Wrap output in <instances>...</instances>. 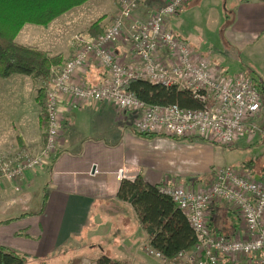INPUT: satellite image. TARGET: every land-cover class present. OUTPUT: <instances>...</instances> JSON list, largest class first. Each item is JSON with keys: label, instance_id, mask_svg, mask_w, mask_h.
I'll return each instance as SVG.
<instances>
[{"label": "crops", "instance_id": "obj_1", "mask_svg": "<svg viewBox=\"0 0 264 264\" xmlns=\"http://www.w3.org/2000/svg\"><path fill=\"white\" fill-rule=\"evenodd\" d=\"M159 1L160 6L165 0ZM202 1L190 0L168 18L175 34L221 67L214 48L204 50V39L195 34L196 28L201 31L202 23L216 29L223 27L224 42L240 52L251 48L264 53V0H207L205 15L195 10ZM155 2L147 0L148 5ZM68 12L48 25L26 23L16 37L19 44L60 56V65L54 66L56 72L80 47L77 35L70 40L61 35L63 23L59 19ZM187 18L195 21L193 31L188 29ZM114 51L119 60L133 62L129 34L125 32ZM159 56L167 58L164 51ZM18 74L23 73L0 77V81L20 77ZM26 76L28 81L33 80L29 89L32 87L34 92L28 94L27 87L19 86L27 95L16 115L10 117L0 104V129L10 125L16 128L13 137L6 138L0 132L1 151L25 148L37 153L43 148L45 98L41 89L44 86L42 80ZM107 77V71L93 60L74 75L76 82L87 85L101 84ZM23 79L15 82L25 83ZM22 89L18 93L22 94ZM5 99L6 95L0 93V101ZM26 104L27 109L22 110ZM137 116L135 111L120 110L109 101L67 111L60 145L48 163L28 171L22 179L0 182V246L27 256L32 264L62 263L63 259L70 264L76 258L81 263L84 259L96 264L103 257L121 263L127 257L125 262L135 264H165L147 254V247L153 246L148 232L133 205L118 199L123 180L118 178V170H125L126 179L134 180L140 175L152 185L174 182L207 188L214 181L213 168L235 165L227 163L228 150L201 137L175 139L161 134L140 135L134 129ZM231 210L225 202L210 206L212 226L228 235L242 226L238 215ZM219 215L223 219L235 218L240 224L218 226ZM112 227L115 232L128 229V236L121 241L115 238L118 245L113 244L112 248H97L94 243L97 232L108 234Z\"/></svg>", "mask_w": 264, "mask_h": 264}, {"label": "built area", "instance_id": "obj_2", "mask_svg": "<svg viewBox=\"0 0 264 264\" xmlns=\"http://www.w3.org/2000/svg\"><path fill=\"white\" fill-rule=\"evenodd\" d=\"M114 1L119 10L111 25L96 37L77 35V52L48 80L43 148L37 153L25 148L0 150V182L22 179L46 165L60 145L66 112L81 105L109 101L120 110L135 111L134 129L140 135L201 137L230 147L261 130L263 98L255 78L244 71L228 74L170 28L168 18L189 0H168L148 19L131 26L130 63L119 60L114 47L141 0ZM161 51L166 59L160 58ZM91 60L107 71V79L101 84L76 82L74 75ZM133 79L187 91L200 106L148 104L127 88ZM213 172L214 181L207 188L174 182L158 187L185 214L196 243L174 259L153 246L147 247L148 255L165 264H264V179L231 165L215 167ZM117 173L119 179L126 177L123 168ZM224 202L242 222L231 235L212 226L210 206Z\"/></svg>", "mask_w": 264, "mask_h": 264}, {"label": "trees", "instance_id": "obj_3", "mask_svg": "<svg viewBox=\"0 0 264 264\" xmlns=\"http://www.w3.org/2000/svg\"><path fill=\"white\" fill-rule=\"evenodd\" d=\"M86 1L0 0V77L23 73L35 79L49 80L55 73L54 66L60 64L61 57L51 56L36 47L19 44L16 37L26 23L48 25L60 15ZM167 1L165 0L161 6ZM127 88L148 104L176 103L185 108L200 106L187 91L153 84L146 80L133 79ZM42 105L45 112V103ZM42 126L46 128L45 117L42 118ZM158 187L159 185L147 183L140 175L134 180L124 178L117 197L133 205L143 228L150 236L152 245L168 258L174 259L180 251L190 250L195 245L196 236L185 214L174 205L170 197L162 194ZM76 262L78 263V261L74 263ZM0 264L32 263L27 256L0 246ZM96 264L122 263L103 257Z\"/></svg>", "mask_w": 264, "mask_h": 264}, {"label": "rangeland", "instance_id": "obj_4", "mask_svg": "<svg viewBox=\"0 0 264 264\" xmlns=\"http://www.w3.org/2000/svg\"><path fill=\"white\" fill-rule=\"evenodd\" d=\"M206 1L207 0H203L201 4L195 6V10H198L202 15H205L206 13ZM158 2L160 1L158 0L155 3L148 5L147 0H141L133 13V19L131 20L130 18L129 20H127L125 32L129 34V30L131 29L132 25L136 24L137 22H143L144 20L148 19L152 14L156 13L159 7L155 8L154 5L156 4L157 6H159ZM117 6L118 5H116L114 0H87L83 4L72 8L71 11H69L64 17H61V19H59V21L61 20L63 23L61 24V35L67 40H70L75 35H87L89 33L93 34L92 37H96L97 35L101 34L104 30H106L115 20L116 15L118 13ZM208 6H210L209 3ZM219 9L221 10V7ZM134 18H137V21ZM186 24H188V29L190 31H193V27L196 28L195 21L192 19L190 20L187 18ZM200 26L201 31L199 32L196 28L197 31L195 34L201 35L204 39L205 45L203 46L202 44L204 50H207L209 47L212 50L213 47L215 57L218 59L217 61H219V63L223 65L222 67L228 74H235L240 71L249 73L255 78L261 90L263 98V109L261 117H259L258 120L260 122L261 130L255 135H246L245 137L241 138V140L235 143V145L237 144L235 147H227L222 145L220 146L223 149L228 150L227 163H232L233 165H235V167L240 170L246 169L248 171L246 173L250 174L255 179H264V53L260 51H255L251 48L246 51L240 52L239 50H236L234 47L224 42L222 30L223 27L216 29L215 26L206 23H202ZM54 72L56 73V71ZM17 76L20 77H14L10 80L2 79L0 81V93L2 95H6L5 101H0V104L4 109L8 110L7 113L10 117L16 115L18 108L21 106L22 99L27 95V91L25 89L20 88L19 86L27 87L28 94L34 92L32 87L31 89H29L31 82H33L32 79L28 81L27 76L23 74H18ZM21 78H24L23 80L25 83L15 82L19 81ZM41 82L44 86L42 90L45 94L48 80H42ZM18 89H22V94L18 93ZM27 104L26 106H22V110L27 109ZM15 129L16 128L10 125L2 127L0 129V132L6 138H9L13 137V135L15 134ZM218 221V226L224 224L226 226H230V224L236 223H238L237 226H239L240 224V221H237V219L235 218L223 219L221 215L218 216ZM124 226L127 227V224ZM218 226L216 227L218 228ZM131 227L132 223L130 224V228ZM127 230L128 229H125L123 232H115L112 227L111 231L108 234H105L102 231H98L97 239L96 241H94V243L97 248H112L113 244L118 245L117 240H115V238L121 241L122 239H125V237L128 236ZM111 240L112 242H110ZM151 258L159 260L158 258H155L153 256ZM126 260L127 257H124V262H122V264H135L131 262H125ZM75 261H78V263H74ZM59 262L61 261H58V263L55 264H67L65 259H63L62 263ZM72 263L90 264L89 261H86L84 259L81 263V260L79 258H76V260L74 259ZM72 263L70 262V264Z\"/></svg>", "mask_w": 264, "mask_h": 264}]
</instances>
